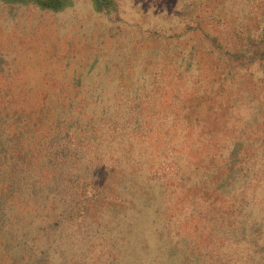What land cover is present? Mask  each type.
I'll use <instances>...</instances> for the list:
<instances>
[{"label":"rangeland","instance_id":"obj_1","mask_svg":"<svg viewBox=\"0 0 264 264\" xmlns=\"http://www.w3.org/2000/svg\"><path fill=\"white\" fill-rule=\"evenodd\" d=\"M152 1L0 0V264L36 260L58 179L93 162L98 180L155 178L168 206L197 197L204 264H264V225L245 230L264 224V0ZM226 175L256 179L242 231L214 189Z\"/></svg>","mask_w":264,"mask_h":264},{"label":"crops","instance_id":"obj_2","mask_svg":"<svg viewBox=\"0 0 264 264\" xmlns=\"http://www.w3.org/2000/svg\"><path fill=\"white\" fill-rule=\"evenodd\" d=\"M120 1L131 2L137 8H140L139 2H145ZM65 35L73 36L77 44L90 49L104 41L103 36L92 32L81 34L82 37L79 33L76 37L71 31ZM252 122L257 120L253 118ZM245 135L246 132L239 134ZM242 140H239L241 145L244 144ZM101 169L96 162L79 165L58 179L56 222L50 226L49 238L32 264H204V251L208 253L204 239L208 236L210 212L199 207L197 197L185 199L180 194L168 206L165 202L168 194L155 178L142 173L129 178L108 171L105 174L102 170L104 174L98 180ZM194 175L196 184L201 182L199 174ZM183 183L185 188L187 183ZM255 183L256 179L244 175L237 179L226 175L214 183L222 209L237 207L235 219L228 223L239 231L244 229V221L249 216L244 209L243 196ZM199 188L193 184V189ZM179 204L186 210L183 219H178ZM194 214L196 220L192 219ZM255 216L247 220L245 230L248 232L252 225H264ZM194 225L198 227L196 239L189 234V228ZM195 248H199L196 253Z\"/></svg>","mask_w":264,"mask_h":264}]
</instances>
